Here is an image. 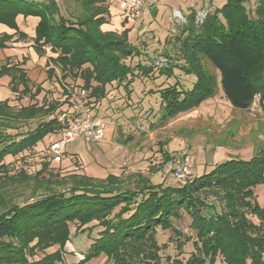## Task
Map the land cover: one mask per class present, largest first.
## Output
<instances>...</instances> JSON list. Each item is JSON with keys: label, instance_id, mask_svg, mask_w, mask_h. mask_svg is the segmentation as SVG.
<instances>
[{"label": "trees", "instance_id": "obj_1", "mask_svg": "<svg viewBox=\"0 0 264 264\" xmlns=\"http://www.w3.org/2000/svg\"><path fill=\"white\" fill-rule=\"evenodd\" d=\"M77 1L82 12L71 15L68 10L63 14L56 0H0V24L17 32L18 15L37 17L34 50L41 55L43 48H49L54 55L49 58L50 76L56 68L59 80H80L87 103L103 100L111 85L127 89L137 77H150L154 71L169 80L177 68L195 81L187 90L173 84L151 93L160 99L157 124L165 125L215 97L217 73L206 63L217 70L224 98L233 108L247 110L256 95L264 98V0H254L251 11L245 0H224L221 7L215 5L206 12L201 24L195 23L196 12H192L176 38L183 63L171 62L162 69L153 63H127L144 53L129 42L128 29L101 31L109 16L106 0ZM10 39L1 36L0 48ZM1 75L10 77V90L18 100L26 96L33 101L41 93L39 86L31 92L25 72L19 68L4 65ZM61 107L59 102L18 108L0 102V264H66L62 250L70 241V225H75V233L100 229L83 259L74 264H87L102 254L112 264H162L159 252L165 246H158L156 231L170 230L178 237L171 221L179 219L181 211L191 218L195 251L185 262L167 258V264H264V210L253 196V188L264 183V152L247 162L215 165L211 172L197 177L191 176L189 168L190 177L184 182L174 177L175 186L154 184L142 173L131 174L127 180L113 174L99 180L70 174L60 185L65 192L14 204L5 193L8 183L30 180L33 187L52 191L47 184L53 179L43 174L46 165L33 176L20 172L19 179H14L5 157L31 151L46 136L60 135L68 120L82 113L67 116L58 111ZM31 120L40 121L24 135L5 133ZM158 146L163 151V143ZM162 158L161 167L172 160L165 152ZM54 247L58 249L47 252Z\"/></svg>", "mask_w": 264, "mask_h": 264}, {"label": "rangeland", "instance_id": "obj_2", "mask_svg": "<svg viewBox=\"0 0 264 264\" xmlns=\"http://www.w3.org/2000/svg\"><path fill=\"white\" fill-rule=\"evenodd\" d=\"M56 1L61 11L68 10L71 12V15H77L82 12V9L79 7L78 1L76 2V0ZM253 1L254 0H245L244 5L249 11H251ZM195 2L196 3L192 4V0H186V2L180 0L177 5L179 11L175 10L174 12H178L183 18V12H185L184 9L188 7L190 12H197L195 17L196 23L197 16L200 12H207L210 9L212 10L216 8L215 5L221 7L224 0H196ZM146 3L147 2H145V4ZM108 4L110 5V0H106V5L108 6ZM191 5L194 7H191ZM144 6L145 5L143 4V7ZM180 11L183 14H181ZM173 14L171 8L168 6L165 15L163 16L165 19L164 22L170 18V26L166 27V24H162L160 30L157 31V36H145L143 38L137 36L129 38L128 36L129 42L140 47L144 53L140 58L135 57L131 60H127V63H130L131 65L137 63L150 65L154 63V65H157L155 62L159 58H166L165 60L169 62V65L171 62L172 64L176 63L178 65L183 63L178 55V43L176 38L186 25L185 21L187 23L188 17L184 16L186 20L180 21V19L178 20L176 17L174 18ZM177 17H179V15H177ZM157 67L158 69H162L158 65ZM206 67L217 73V91L213 102H215V104H222L223 109L225 107H231L230 109L225 108L229 113L234 111L237 112V109L233 108L226 99H224V104L222 103V100L220 99L222 95L217 97L218 94L223 93L219 83V74L211 63H209V66L206 63ZM56 73L58 75L57 80H59L60 73L58 69H56ZM173 75L174 77L172 76L169 80H165L163 77L158 76L157 72L154 71V74L150 77H137V79L141 83H143L144 80H148L146 81V83L149 82L148 87L153 88L167 86V84L175 82L180 89L184 90L189 89L195 81L194 76L183 74L177 68L173 70ZM52 82V84H55L54 81ZM136 83H138L137 80ZM189 83H191V85ZM52 86L53 88L46 93L44 100L40 99V97L38 101L23 100V102H16L17 105L14 104V107L18 108L35 102L38 105H41L44 102H59L62 103V107L58 111L62 113L64 112L67 116L75 115L77 112H83L85 108H88L105 124V137L102 141L96 144L86 142L82 137H78L74 141L69 142L64 148L66 154L60 164H53L51 162L52 159H49V156L45 152L42 154L41 151L38 152L35 149H32L29 152H23L16 157L10 155L6 156L4 163L9 164V175L13 176L14 179H19L20 172H25L26 176H33L40 170H45L44 165L47 166V171L45 170L43 174H50L51 179H53L47 184L50 185V190L52 191H45L44 186L35 188L33 187L34 183L30 182V180L27 183H16L14 185L8 183L5 193L7 197L11 198L12 202L17 205L30 203L35 199L43 198L51 192H65V187L60 185L63 178H66L70 174H84L90 178L98 180L104 179L108 174H113L115 176H120L122 179L126 178L125 180H127L131 174L142 173L148 176L154 184L163 183L170 186L178 185L172 174L174 166L173 161H175L180 154L186 156V153L180 152L182 150L176 153L172 148L177 145L180 149H183L186 145H192L193 143L197 144L202 137L207 138L209 135L212 136L211 132L202 131L203 124L209 125V123L204 122L205 119L203 118L206 116L205 114L201 115L200 111L197 112L196 115L199 117L196 119L189 120V116H193V112L178 116L174 120L168 121L165 125H158L157 121L155 122L157 110L153 108V105L149 104V106H152L150 109H144L143 107L140 109L136 107L138 106V101L132 100L134 97L132 94H134V92L136 96L143 94L144 91L141 93V89L144 87L143 85H135L134 88L130 85L127 88L128 91L123 85L112 86L110 88L112 91L117 87L122 93L108 99L107 102L105 99L103 102L94 103H87L88 99L86 96L80 93L82 85L79 80L60 79L58 81V88L54 85ZM144 88L147 90V87ZM150 100L152 99L150 98ZM211 102L212 101H210L209 104H211ZM102 103H104L103 107L100 105ZM80 105H82L81 108ZM99 110H103L101 114L103 116L98 114ZM96 111H98V113ZM129 111L131 113H129ZM153 120L154 122H152ZM39 121L40 120H31L20 122L18 123V129L5 130V133L13 136L18 134L17 136L19 137L24 135L26 131L34 129ZM239 123L242 125L247 122L239 121L237 125H239ZM152 126L154 128L149 129L152 128ZM244 135L245 137L249 136L251 138V143H253L254 146H264V135L261 131H255V129L253 130L251 126L248 125L244 130ZM42 141V144H45L48 139ZM159 142H162L164 145L163 151L161 149L159 150V146L157 145ZM236 143L239 144L242 143V141L237 140ZM162 152L171 156L172 160L161 167L163 161ZM253 152L254 155L261 154V152H264V149L259 151L258 148H256ZM202 154L204 156V153ZM186 158L190 159L187 156ZM252 158L253 156L245 161H250ZM194 159L198 160L197 153L195 154ZM228 161L231 160H225L222 163ZM214 167L215 165H209L206 159H204L203 169H205L204 173L201 175L211 172ZM192 173L195 175L193 169ZM263 184L264 183L259 185ZM259 185L253 188V190L255 189V193L264 190V186L257 188ZM1 211L0 208V212ZM180 213L181 217L179 219L173 218L171 221L173 228L180 233L178 237H175L170 230L164 232L159 229L156 231L155 238L158 246H165L164 248H161L159 252L162 264H167V258L185 262L195 251L192 243L196 242L197 239L193 230L190 228L191 218L184 211H181ZM249 219L256 222L253 217H249ZM75 228V225H70V241L64 246L63 250L59 247L63 252V260L66 264H74L82 260L84 254L92 243V240L96 239L97 233L100 231V229L94 228L91 233L89 231L83 233L76 231L75 233ZM186 238H190V241H185ZM177 244H181V247L178 248ZM56 249L58 248L54 247L51 250H47V252L51 253ZM38 256L41 257L42 254L39 253ZM35 259H37V257H35ZM87 264H112V262L102 254Z\"/></svg>", "mask_w": 264, "mask_h": 264}, {"label": "crops", "instance_id": "obj_3", "mask_svg": "<svg viewBox=\"0 0 264 264\" xmlns=\"http://www.w3.org/2000/svg\"><path fill=\"white\" fill-rule=\"evenodd\" d=\"M31 1H40V0H31ZM119 1L120 0H110L111 6L108 4L109 16L107 19V23L103 24L100 27V29L103 32H117V33L122 32L124 29H128L129 38H131L132 36H137L142 38L145 36H150V37H152L153 35L157 36L158 35L157 31L160 30L162 24H166V27L170 26L169 23L170 18L166 22H164L165 19L163 15H165L166 8L169 6L173 14L175 10L179 11L177 5L178 2H180V0H144L143 4L145 6L141 11L140 16L134 19L128 15L123 14L119 10L118 8ZM184 1L186 2V0H182V2ZM192 1H193L192 4L196 3L195 2L196 0H192ZM145 2L147 3L145 4ZM191 7L194 6L191 5ZM184 11H185L183 12L184 14L181 13V11L180 13L183 14V19L186 20L185 17L186 16L189 17L192 12H190L188 7H186ZM62 12L63 14H65V10H63ZM204 12L206 13V11ZM174 20L178 22L176 19ZM15 21L18 28L17 32L14 29H10L5 25L0 24V37L3 35H7L11 37L9 41L5 42V47L0 48V67L4 65H6L7 68L14 66L16 68L23 70L26 74V78L28 80V84L31 92H34L35 88L38 86L41 88V93L36 98V100L38 101L39 97L40 99H44L43 97H45L46 93L53 88L52 85L58 88L59 80H57L58 75L56 73V68L54 75L50 76V74L48 73V70L52 68V65L49 62V58L54 57V55L50 53L49 48H43L44 52L41 55H38L33 48V38L35 36L34 30L39 21L37 17H32V16L23 17L22 15H18ZM20 34H23L24 37H22ZM167 63L168 64L165 67H161V68L168 67L169 62ZM10 81H11L10 77L6 75L0 76V102L6 101L10 106L14 107V104H16V102H23V100L32 101L26 96L18 100L17 95L15 93H12V91L10 90ZM52 81H54L55 84H52L53 83ZM137 81L138 83H136V80H134V82L132 81V83L130 84L132 85V88H134L135 85L136 86L143 85L144 87H147L146 88L147 90H145V88L143 87L141 89V93L143 91L144 92L139 96H136L134 92V94H132L134 95L132 100L138 101V106L136 107L140 109H142V107L144 109L147 108L150 109L152 106H149V104L153 105V108L157 110V114L155 117L156 118L155 122H156L159 117L160 99L158 94H151V93L154 92L155 90H158L159 87L165 88L169 85L172 86L173 84H177V83L172 82L171 84H167V86L165 85V86H159L158 88H153V87H148L149 82L146 83V81L148 80H144L143 83H141L139 80ZM189 84L191 85V83ZM115 85L116 84L111 85L107 88L108 91L107 96L103 100H101L102 102L105 99L107 102L108 99H111L115 95L118 96L119 93H122L119 90V88L117 89V87L115 88L114 91L110 89L112 86ZM191 87L192 85L190 86V88ZM220 95H222L220 99L224 104V99H225L224 95L223 93L218 94L217 97H219ZM150 98L152 100H150ZM214 99L215 97L208 99L204 101L198 108L188 113H182L178 115L181 116L194 112L193 116H189V120L190 119L193 120L194 118L196 119L197 117H199L196 114L198 111H200L201 115L205 114L206 116L205 118H203L205 119L204 122L209 123V125L203 124L202 131L205 132L209 131L212 133V136L210 135L207 136L206 134L207 138L202 137L197 144L193 143L192 145H186L183 149H180V147L177 145L172 148L175 150L176 153L182 150L180 152H185L186 156L190 158V159L187 158V161L192 177L193 176L197 177L200 176L202 173H204V169H205V168L203 169L204 159H206L209 165H218L224 162L225 160L245 161L248 160L250 157L254 156V152H253L254 149L256 150V148H258L259 151L264 149V146L263 147L254 146V144L251 143V138L249 136L245 137L244 135V130L248 125H250L253 130L255 129V131H261L264 135V118L261 116V114L257 112H253L250 109L247 110L237 109V112L234 111L229 113V111L225 110V108L230 109L231 107L229 108L225 107L223 109L222 104L221 105L219 103L215 104V102H213ZM210 101H212L211 102L212 105L209 104ZM100 105H102L103 107L104 103ZM102 111L103 110H99V113L98 111L96 112L99 115H101ZM91 113L92 116H95L96 118L98 117L94 112L91 111ZM129 113L131 112L129 111ZM175 118L169 121H172ZM239 121H243V122L246 121L247 123H244L242 125L241 123H239V125H237ZM152 122H154V120ZM153 128L154 127L152 126V128L149 129H153ZM59 136H60L59 134L46 136L44 139H48V141L45 144H42L43 141L37 143V145L33 149H35L38 152L42 151L47 146H49V144H52L55 141H57ZM237 140L242 141V143L237 144L236 143ZM196 153L198 154V160L194 159ZM202 153H204V156ZM65 154L66 153L63 151V155L59 159H54L52 157L51 162L53 164H60ZM192 169L193 172H195V175H193ZM263 186L264 184L259 185L257 188ZM254 190H253L254 200L256 201L258 206L264 210V190H262L261 192L258 191V193H255ZM254 220L256 221L255 223H257V220L255 218Z\"/></svg>", "mask_w": 264, "mask_h": 264}, {"label": "built area", "instance_id": "obj_4", "mask_svg": "<svg viewBox=\"0 0 264 264\" xmlns=\"http://www.w3.org/2000/svg\"><path fill=\"white\" fill-rule=\"evenodd\" d=\"M143 2L144 0H121L119 1V9L124 14L136 19L140 16ZM205 14L204 11L199 13L196 24L202 23ZM177 15H179V17H177ZM174 17L178 20L180 19V21H185L178 12H174ZM155 63L160 67H165L167 65V60L159 58ZM80 93L84 95V91H80ZM249 109L261 114L264 118V98L256 95L250 104ZM104 135L105 124L102 120L94 118L91 111L86 108L80 115L69 119L66 128L61 132L58 140L42 150L41 153L43 154L45 152L46 154L51 155L54 159H59L63 155L66 145L69 142L74 141L76 138L82 137L86 142L96 144L103 140ZM173 163L172 174L175 179L180 182L186 181L190 177L186 156L180 154Z\"/></svg>", "mask_w": 264, "mask_h": 264}]
</instances>
